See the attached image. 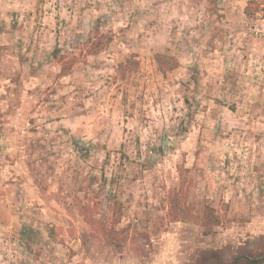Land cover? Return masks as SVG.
Segmentation results:
<instances>
[{"label": "clouds", "instance_id": "9594fccd", "mask_svg": "<svg viewBox=\"0 0 264 264\" xmlns=\"http://www.w3.org/2000/svg\"><path fill=\"white\" fill-rule=\"evenodd\" d=\"M264 264V0H0V264Z\"/></svg>", "mask_w": 264, "mask_h": 264}, {"label": "rangeland", "instance_id": "374dc122", "mask_svg": "<svg viewBox=\"0 0 264 264\" xmlns=\"http://www.w3.org/2000/svg\"><path fill=\"white\" fill-rule=\"evenodd\" d=\"M207 259H208V261H209V264H212V261H213L212 256H208Z\"/></svg>", "mask_w": 264, "mask_h": 264}]
</instances>
